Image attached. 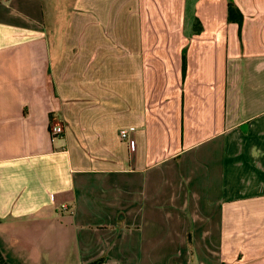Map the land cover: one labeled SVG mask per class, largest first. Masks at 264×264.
<instances>
[{
	"label": "crops",
	"instance_id": "0c3cea01",
	"mask_svg": "<svg viewBox=\"0 0 264 264\" xmlns=\"http://www.w3.org/2000/svg\"><path fill=\"white\" fill-rule=\"evenodd\" d=\"M58 11L0 0L6 260L264 264V0Z\"/></svg>",
	"mask_w": 264,
	"mask_h": 264
},
{
	"label": "trees",
	"instance_id": "16d2710c",
	"mask_svg": "<svg viewBox=\"0 0 264 264\" xmlns=\"http://www.w3.org/2000/svg\"><path fill=\"white\" fill-rule=\"evenodd\" d=\"M14 2L16 3L19 12L42 24L45 22V14L42 0H14ZM228 12L229 20L237 22L241 26L243 22V14L233 1L229 2ZM0 264H10L1 251Z\"/></svg>",
	"mask_w": 264,
	"mask_h": 264
},
{
	"label": "rangeland",
	"instance_id": "374dc122",
	"mask_svg": "<svg viewBox=\"0 0 264 264\" xmlns=\"http://www.w3.org/2000/svg\"><path fill=\"white\" fill-rule=\"evenodd\" d=\"M69 3L70 4H75V0H44L43 1L44 7H45V13H46L45 24L47 23V27L46 28L48 30L50 28V23H51L50 22L51 21V19H50V11H51V9H53V7H58L59 8V11L57 12L56 18H57V22H60L61 20H63L66 17V15L69 12V5H70ZM80 8H81V3L78 4V9L80 10ZM74 22H75V20L72 19V24ZM75 34H76L75 30H72L71 31V37L75 36Z\"/></svg>",
	"mask_w": 264,
	"mask_h": 264
},
{
	"label": "built area",
	"instance_id": "2783aa9c",
	"mask_svg": "<svg viewBox=\"0 0 264 264\" xmlns=\"http://www.w3.org/2000/svg\"><path fill=\"white\" fill-rule=\"evenodd\" d=\"M64 131V127L63 125L57 124V125H53L51 127V133L52 136H58L60 134H62ZM121 137L123 140H125L127 142L128 148L130 151H135L136 149V140L133 136H131V130L130 129H122L120 131Z\"/></svg>",
	"mask_w": 264,
	"mask_h": 264
}]
</instances>
